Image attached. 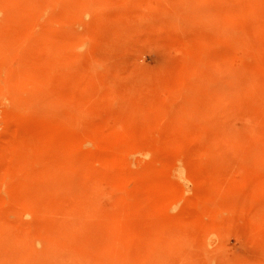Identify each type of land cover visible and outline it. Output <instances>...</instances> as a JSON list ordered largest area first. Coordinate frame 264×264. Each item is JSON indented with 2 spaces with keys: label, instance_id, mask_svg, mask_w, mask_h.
Segmentation results:
<instances>
[{
  "label": "rangeland",
  "instance_id": "1",
  "mask_svg": "<svg viewBox=\"0 0 264 264\" xmlns=\"http://www.w3.org/2000/svg\"><path fill=\"white\" fill-rule=\"evenodd\" d=\"M0 264H264V0H0Z\"/></svg>",
  "mask_w": 264,
  "mask_h": 264
}]
</instances>
